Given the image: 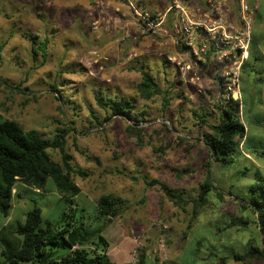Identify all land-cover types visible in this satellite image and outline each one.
I'll list each match as a JSON object with an SVG mask.
<instances>
[{
	"label": "rangeland",
	"instance_id": "374dc122",
	"mask_svg": "<svg viewBox=\"0 0 264 264\" xmlns=\"http://www.w3.org/2000/svg\"><path fill=\"white\" fill-rule=\"evenodd\" d=\"M95 2L0 0V117L37 130L47 139L53 137L58 122L76 129L68 137L67 152L75 172L87 174L72 175L81 189L76 207L87 217L90 230L104 222L102 235L110 242L115 264H123L128 250L127 264H133L135 251L137 262L141 251H146L149 264H222L219 258H229L226 264H264L234 259L243 257L250 246H259L261 239L255 214L242 202L248 199L250 186L264 180V158L256 156L264 152V71L247 82L248 92L241 80L238 102L246 137L238 139L232 163L218 161L203 142L208 127L200 118L208 125L217 123V106L226 99L225 90L222 85L215 90L208 87L205 64L185 72L177 65L189 66L191 61L187 51H174L178 46L165 34L175 20V13L167 12L172 0H161L159 11L166 14L167 31L157 36L149 31L142 34L133 14L101 13ZM127 34L130 38L123 40ZM35 41L47 43L46 56ZM173 54L176 61L168 58ZM258 64L262 69L263 63ZM142 70L154 76L161 96L150 100L140 96ZM165 94L170 100L166 111ZM97 98H124L135 109L130 116L105 121L107 113ZM49 153L62 163L59 151ZM209 178L214 189L203 207L194 208ZM153 180L192 204L178 208L160 185L148 186ZM47 187L48 192L29 193L14 201L10 227L25 219L33 201L43 211V223L63 217L66 202L52 180ZM105 196L125 202L119 215L106 223L98 207ZM5 221L0 214V230ZM160 243L163 253L158 251Z\"/></svg>",
	"mask_w": 264,
	"mask_h": 264
},
{
	"label": "trees",
	"instance_id": "16d2710c",
	"mask_svg": "<svg viewBox=\"0 0 264 264\" xmlns=\"http://www.w3.org/2000/svg\"><path fill=\"white\" fill-rule=\"evenodd\" d=\"M34 44L39 45L44 53L43 56H46L47 43L35 41ZM211 55L212 52L206 57V63L210 62ZM260 61L259 57H255L252 68H255ZM245 66L246 64L242 69L241 80L243 74L249 70ZM251 72H254V69ZM141 74L143 81L139 87L140 96L146 100L161 96L163 91L154 76L146 70H142ZM244 81L243 77L242 83ZM53 88L57 91L56 86ZM168 93L169 91L166 92ZM166 94L163 98L164 111L170 105ZM96 101L107 113L105 121H110L115 116H130L135 109V105L124 98L106 100L97 98ZM217 108L216 124L208 125L204 118H200L202 120L200 122L208 127V131L203 133V142L210 148L215 159L232 163L239 148L238 139L245 138L247 133L240 118L241 105L238 101L223 100ZM94 118L99 121L97 116ZM58 124L59 127L56 128L53 137L47 139L37 130H26L17 121L0 117V214L4 218L10 216L15 198L21 197L17 190L19 184L26 187L29 193H36V190L48 192L47 186L52 180L59 197L67 205L61 219L55 223L49 221L43 223V211L33 201V207L27 212L24 223L11 227V234L16 236V242L8 241L0 233V242L4 245L0 264H114L108 256L110 244L102 235L104 222L97 230H90L89 225L86 226L87 217L82 210L80 214L76 207L75 199L80 195L81 189L74 183L72 175L77 173L79 176H87L82 171L75 172L70 163L72 157L67 152L68 137L72 132H76V129L69 124L61 122ZM71 124L75 125V122ZM130 130L134 131V128ZM49 150L59 151L62 155V163L54 161ZM256 156L264 158V152H257ZM211 182L209 178L201 186L194 208L203 207L208 201L207 196L214 189ZM156 185H160L168 199L178 208L185 209L192 204L182 194L170 190L165 184L157 180L148 182L149 187ZM124 205L125 202L121 198L105 196L98 202L99 217L105 219L106 223L108 219L117 217ZM242 205L244 209L252 210L255 214V223L261 239L259 246H250L243 257L236 255L234 259L264 261L263 179L257 180L250 186L248 199H244ZM238 223L240 221L235 222ZM241 224L245 225L247 222L241 221ZM219 259L222 264H226L229 258ZM137 264H149V255L146 251H141Z\"/></svg>",
	"mask_w": 264,
	"mask_h": 264
},
{
	"label": "built area",
	"instance_id": "2783aa9c",
	"mask_svg": "<svg viewBox=\"0 0 264 264\" xmlns=\"http://www.w3.org/2000/svg\"><path fill=\"white\" fill-rule=\"evenodd\" d=\"M96 0L95 9L105 13L109 11L131 13L142 28V34L148 31L157 36L166 20V14L156 10L143 8L141 0ZM236 6V8H235ZM198 5V0H172L167 9L175 13L173 34L170 41L187 50L191 63L180 66L185 72L193 68H201L204 59L212 52L221 64L222 87L227 101L241 99L242 69L247 61L253 41V24L257 12L254 0H208L206 9ZM116 22V20H115ZM97 29V22L94 24ZM130 38L127 34L123 40ZM172 60V59H171ZM176 61V60H174ZM158 251L163 253L165 247L159 244ZM138 251L134 252L137 264Z\"/></svg>",
	"mask_w": 264,
	"mask_h": 264
},
{
	"label": "crops",
	"instance_id": "0c3cea01",
	"mask_svg": "<svg viewBox=\"0 0 264 264\" xmlns=\"http://www.w3.org/2000/svg\"><path fill=\"white\" fill-rule=\"evenodd\" d=\"M207 1L208 0H198V5L200 8H202L201 10L206 9ZM254 2L257 4L258 9H257L256 15H255L254 24H253V41L251 44V55H249V60L247 61V64L245 66L249 70L247 71L246 74H243L245 81L243 82L242 86L246 92H248V90L251 88V86L247 82L252 83V80L255 79L256 75L259 73L263 74V73H261V71L262 70L264 71V0H254ZM160 3H161V0H141V4H142L143 8L149 7L150 9L156 10V11L160 10V8H161ZM172 21H173V18H172ZM168 28H169V31L167 33H165V32L164 33L166 35L169 34V36H171L173 34V24L172 23L169 24ZM163 29H166L164 31H167V26L164 25L162 27V30ZM159 45H160V48H159V50H160L162 45L161 44H159ZM182 50L187 51L186 49H184L182 47H180V48L178 47L177 49L176 48L174 49V51H177L178 53ZM160 53H162V52H160ZM255 57H259L261 60L260 62L263 63L261 65L262 69L260 68L258 70V67H260V65L258 63L256 64L255 68H252V66L254 65V58ZM168 58L170 60L172 59V61H174L178 57L175 54H173L172 56H170ZM180 60H181V58H180ZM214 60L217 62V60L214 58V56L212 54L210 62L206 63V65L203 66V74L205 76L207 75V77L209 76L208 77L210 79V80L208 79L209 82L206 80L208 83L207 84L208 87L213 86V88L215 90L216 87L218 88L219 86L222 85V80H221L222 68H221V66H219V64L217 65V63H215ZM253 69H254V72H251ZM243 77H242V81H243ZM247 77H248V80H247ZM252 88H253V90H255L253 85H252ZM17 190L20 192L21 197H16L14 201H16L17 198L22 200L23 198H25V196H29V192L27 191V188L24 187L23 185L19 184ZM33 191H35V190H33ZM36 191L39 192L38 190H36ZM13 205H14V203H13ZM10 218H11V214L8 218H6L5 223H3V227L0 230V233L4 232L5 235L6 234L8 235V238H7L8 240H10L12 242H16L17 241L16 236L11 234L12 228L9 226L11 223ZM24 218H26V215ZM24 221H25V219L21 223H24ZM12 227H13V225H12ZM108 242H109V240H108ZM109 244H110V242H109ZM3 248H4V245L0 242V255L2 254ZM110 248H111V245H110L109 251H108V256L111 259L112 256L109 255ZM129 255H130V252L128 250L127 259L123 262V264H127L128 259H129ZM111 261H112V259H111ZM112 262L114 263V261H112Z\"/></svg>",
	"mask_w": 264,
	"mask_h": 264
}]
</instances>
